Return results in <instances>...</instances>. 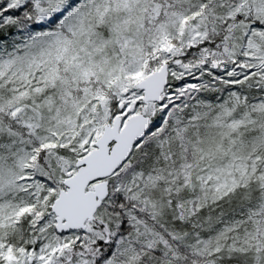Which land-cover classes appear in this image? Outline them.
<instances>
[{
	"label": "snow or ice",
	"instance_id": "obj_1",
	"mask_svg": "<svg viewBox=\"0 0 264 264\" xmlns=\"http://www.w3.org/2000/svg\"><path fill=\"white\" fill-rule=\"evenodd\" d=\"M0 264H264V0H0Z\"/></svg>",
	"mask_w": 264,
	"mask_h": 264
}]
</instances>
